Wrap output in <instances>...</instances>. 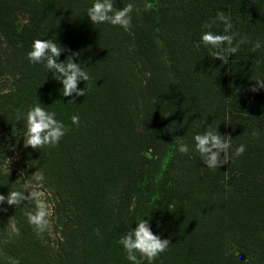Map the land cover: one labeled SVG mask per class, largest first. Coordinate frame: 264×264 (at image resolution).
<instances>
[{
  "label": "trees",
  "instance_id": "trees-1",
  "mask_svg": "<svg viewBox=\"0 0 264 264\" xmlns=\"http://www.w3.org/2000/svg\"><path fill=\"white\" fill-rule=\"evenodd\" d=\"M142 1L114 0L116 8L135 6L126 32L92 24L93 0H0V84L7 77L13 83L0 89V136L25 129L16 110L26 114L39 102L69 129L55 147L26 149V161L54 195L55 227L38 236L26 201L0 205L7 208L0 212V264H130L119 240L144 218L172 243L154 264H264V88L251 91L264 78V46L252 52L246 43L228 64L213 59L210 46H195L219 11L231 17L237 40L264 45V0H155L139 12ZM223 29L217 22L211 31ZM36 39L80 54L75 62L91 77L78 84L85 96L69 102L54 74L29 62ZM135 71L143 80L133 84ZM212 123L232 137L230 152L246 146L215 171L193 140ZM9 137L0 140L4 195L23 184L2 167ZM177 138L193 150L179 153ZM149 149L152 158L144 155Z\"/></svg>",
  "mask_w": 264,
  "mask_h": 264
},
{
  "label": "clouds",
  "instance_id": "clouds-1",
  "mask_svg": "<svg viewBox=\"0 0 264 264\" xmlns=\"http://www.w3.org/2000/svg\"><path fill=\"white\" fill-rule=\"evenodd\" d=\"M134 4L128 3L122 8H116L114 0H93V4L87 9V17L90 18L92 24L108 23L112 26H119L124 31H130L132 28V13ZM220 22L224 25L223 34H216L211 29ZM208 31L201 34L200 40L196 42L199 49L201 45L211 47L213 51L210 56L213 59H219L224 64H228L230 57L236 55L241 46L251 43L252 52L261 49V41H250L246 37L237 40V33L232 32L233 24L231 17L225 15L224 11L217 12L215 18L210 23L203 26ZM64 52H69L66 61L59 62L60 56ZM80 54L72 52L66 47H62L53 39H36L32 44V49L27 53V59L33 64H42L50 72L54 74L57 82L62 83L63 97H73L69 102L75 103V98L86 95V88L81 90L78 84L81 81L89 83L91 77L89 73L81 67V63L75 62ZM259 87L253 86L252 92H258L264 88V78L257 77L256 80ZM86 84V85H87ZM56 113L49 112L47 108L40 102L31 107L26 114L20 109L16 110V120L25 121V129L23 133V146L25 149L33 150L44 149L45 147H55L59 145L61 140L67 134L69 129L63 121L56 118ZM72 124L80 126L79 115L71 117ZM219 127V126H218ZM218 127L214 128L213 123L208 125L203 133L196 134L193 137L194 150L199 153L203 163L209 170H217L221 166L228 164L231 159L242 156L246 151V146L241 144L232 149V137L230 135H222L218 131ZM179 143L177 150L179 153L187 155L191 150L190 146L181 138H177ZM151 149L144 155L151 157ZM223 153V155H221ZM24 180L22 190H9L7 195L0 194V205L5 203L8 206L18 208L24 201L32 203L34 209L26 211L28 223L33 226L38 236L47 231L51 224V218L54 215V205L50 202V193L44 187L45 176L41 170H37L30 178L26 177L25 172L20 173V179L15 183ZM7 208L0 207V212H6ZM9 228L11 233L19 236L20 229L17 224L10 218ZM135 229H130L121 236L119 244L123 246L126 252V259L130 264H142L146 260L148 264L154 262L160 255L168 251L172 245L170 239H162L159 235L153 233L149 219H139ZM99 236V230L96 231ZM139 254V258L138 255ZM10 264H20V260L9 258Z\"/></svg>",
  "mask_w": 264,
  "mask_h": 264
},
{
  "label": "rangeland",
  "instance_id": "rangeland-1",
  "mask_svg": "<svg viewBox=\"0 0 264 264\" xmlns=\"http://www.w3.org/2000/svg\"><path fill=\"white\" fill-rule=\"evenodd\" d=\"M156 2L155 0H143L140 4V6L138 7V11L141 12L142 10L145 9H149V8H153L155 7ZM23 18H21L22 20ZM160 46L162 48H164L163 44L160 43ZM4 48L3 45V41L0 38V52L2 53L3 51H1V49ZM165 60L168 62V57L165 53ZM135 73V77L130 75L131 77V82L133 84H136L139 81L143 80V75L142 74H138L137 71L134 72ZM12 81L11 79H8V77L5 80L1 81L0 84V89H9L12 87ZM23 133H24V129L20 128L19 131H16V129L13 131V128L9 129L8 132L4 133L3 135L0 136V140H3L6 138V136H10L7 142H9V153H8V157L7 159L3 162L2 167L3 169L10 173L12 175L13 178H16L17 180L20 179V173L23 171L26 174V177L30 178L31 175H33L36 171L37 168L35 167V165H30L27 161H26V149L23 146ZM14 147H13V143ZM169 158V157H168ZM22 183L24 182L23 179H21ZM44 187L46 189V191L48 193H50V202L54 205L55 203V198L54 195L52 194L51 190L45 185L44 183ZM34 209V205L32 203H27L26 201V210L27 211H32ZM56 219L53 215V217L51 218V224L49 227V231H51L55 225H56ZM55 243H56V237L54 235L51 236V240H50V244L51 246L54 248L55 247ZM228 249L232 250L233 249V245L231 243H228Z\"/></svg>",
  "mask_w": 264,
  "mask_h": 264
}]
</instances>
